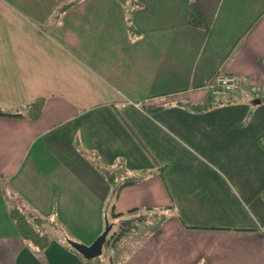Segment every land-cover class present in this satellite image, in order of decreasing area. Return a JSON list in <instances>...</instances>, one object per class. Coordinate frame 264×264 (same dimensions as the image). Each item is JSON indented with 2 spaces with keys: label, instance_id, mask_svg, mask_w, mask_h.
I'll return each instance as SVG.
<instances>
[{
  "label": "crops",
  "instance_id": "0c3cea01",
  "mask_svg": "<svg viewBox=\"0 0 264 264\" xmlns=\"http://www.w3.org/2000/svg\"><path fill=\"white\" fill-rule=\"evenodd\" d=\"M67 1L0 0V111L46 97L36 120L0 115V264H45L12 198L91 242L113 202L120 213L173 205L124 264H264V98L250 92L264 83V0H137L134 31L119 0L55 13ZM191 1L203 27L189 23ZM223 72L243 90L185 106L205 103ZM97 159L118 182L149 173L113 201ZM44 256L84 264L57 240Z\"/></svg>",
  "mask_w": 264,
  "mask_h": 264
},
{
  "label": "trees",
  "instance_id": "16d2710c",
  "mask_svg": "<svg viewBox=\"0 0 264 264\" xmlns=\"http://www.w3.org/2000/svg\"><path fill=\"white\" fill-rule=\"evenodd\" d=\"M79 1L80 0H69L59 6L55 13L61 14ZM119 1L125 5L128 12L129 27L134 31V24L131 21V16L137 8L139 2H137V0ZM189 23L195 27L204 26L203 20L194 1H191L190 5ZM223 97L215 96L210 92V96L205 103H186L185 106L193 111H204L216 105H219L220 103H224L225 99ZM260 97L264 98V96ZM227 101H229L228 98H226L225 102ZM45 102L46 97L40 96L29 102H26L14 111H0V115H8L36 120L41 116L45 106ZM141 106L147 113L150 114L164 109L163 105L152 102L143 103ZM258 140L261 146L264 148V133L259 136ZM94 164L99 170H101L103 175L111 183L113 187V201L119 196L120 191L125 186L137 183L141 180L142 177L149 173L148 171H139L137 176L127 178L123 181L118 182V170L115 171L105 167L98 159L94 161ZM119 165L122 171H128L125 168L124 163H119ZM159 167L160 172L163 174L168 166L166 165ZM261 196L264 199V192ZM20 204L21 203L17 202L15 205H13V207L11 208V214L20 229L21 235L27 241L29 248L35 249L40 255L42 261L47 264L44 252L49 247L51 238L49 233L40 227H43V222H45V219L41 218L28 206H21ZM172 209H174V206L169 205L163 208H133L127 213H120L116 211V206L113 202L111 210L109 212V216L111 215L115 220L111 221L107 219L113 227L111 228L107 236L102 255L92 259H87L72 247V245L69 243V239H65L66 242L63 243L67 249L77 254L84 264H124L128 260V258L133 255L134 251L138 249L140 243L145 240L149 234L156 232L162 226V224L169 216V210Z\"/></svg>",
  "mask_w": 264,
  "mask_h": 264
},
{
  "label": "built area",
  "instance_id": "2783aa9c",
  "mask_svg": "<svg viewBox=\"0 0 264 264\" xmlns=\"http://www.w3.org/2000/svg\"><path fill=\"white\" fill-rule=\"evenodd\" d=\"M205 87L215 96H231L243 90L244 82L236 74L223 72L209 80ZM250 92L257 96H264V83L251 84Z\"/></svg>",
  "mask_w": 264,
  "mask_h": 264
},
{
  "label": "rangeland",
  "instance_id": "374dc122",
  "mask_svg": "<svg viewBox=\"0 0 264 264\" xmlns=\"http://www.w3.org/2000/svg\"><path fill=\"white\" fill-rule=\"evenodd\" d=\"M127 14H128V12H127ZM20 201L24 202L22 199ZM22 202H20L21 206H23V205L27 206V204H23ZM12 203L15 205L17 203V201L14 198H12ZM39 216L41 218L45 219V222H43V227L42 226H40V227L43 230H45V231H47L49 233L50 238H51V243L53 241H55V240L61 241V242H66L65 239H69V241L70 240L78 241V242H81V243H84V244H87V243L91 244L94 241L93 240L91 242V238H89V237L87 238V236L84 235V234H82L83 237L82 236H78V234H76V231L71 230V227L66 224L65 220H62V219H59V220H56V221L55 220H51L48 217H46L45 215H43V214H41V215L39 214ZM108 219L111 220V221L115 220L114 218H112L111 215H110V217ZM103 231L104 230H102V232ZM77 233H80V232H77Z\"/></svg>",
  "mask_w": 264,
  "mask_h": 264
},
{
  "label": "water",
  "instance_id": "95a60500",
  "mask_svg": "<svg viewBox=\"0 0 264 264\" xmlns=\"http://www.w3.org/2000/svg\"><path fill=\"white\" fill-rule=\"evenodd\" d=\"M258 102H261V100H258ZM112 227V224L107 220L105 230L91 244H84L73 240H70L69 243L87 259L98 257L103 254L104 245Z\"/></svg>",
  "mask_w": 264,
  "mask_h": 264
}]
</instances>
